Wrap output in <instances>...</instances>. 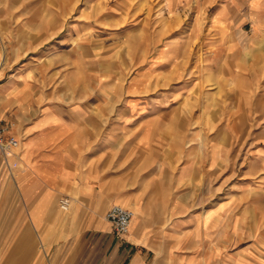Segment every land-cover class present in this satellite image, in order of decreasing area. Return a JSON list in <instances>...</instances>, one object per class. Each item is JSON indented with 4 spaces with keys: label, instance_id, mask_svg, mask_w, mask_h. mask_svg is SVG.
<instances>
[{
    "label": "rangeland",
    "instance_id": "rangeland-1",
    "mask_svg": "<svg viewBox=\"0 0 264 264\" xmlns=\"http://www.w3.org/2000/svg\"><path fill=\"white\" fill-rule=\"evenodd\" d=\"M3 1L0 64L6 78L25 70L32 111L57 107L97 137L160 134L97 146L94 169L122 171L137 202L175 191L200 209L245 192L264 207V0Z\"/></svg>",
    "mask_w": 264,
    "mask_h": 264
},
{
    "label": "crops",
    "instance_id": "crops-1",
    "mask_svg": "<svg viewBox=\"0 0 264 264\" xmlns=\"http://www.w3.org/2000/svg\"><path fill=\"white\" fill-rule=\"evenodd\" d=\"M5 71L0 64V125L6 121L5 133L22 136L26 152L0 150V264H264V207L252 197L237 192L231 206L192 209L183 192L155 198L149 191L137 202L134 182H114L122 171L94 169L101 150L93 149L121 139L151 143L159 139L156 128H141L131 138L110 131L97 137V128L73 125L57 107L32 111L26 104L38 98L19 93L25 70L7 78ZM63 194H70L71 210L57 205ZM115 198L135 200L122 235L104 218Z\"/></svg>",
    "mask_w": 264,
    "mask_h": 264
},
{
    "label": "built area",
    "instance_id": "built-area-1",
    "mask_svg": "<svg viewBox=\"0 0 264 264\" xmlns=\"http://www.w3.org/2000/svg\"><path fill=\"white\" fill-rule=\"evenodd\" d=\"M4 133L5 128L0 125V150L2 152L9 151L19 144L17 136H6ZM59 206L64 210L67 209L69 199L67 197H61L59 199ZM132 215V209L118 202H112L104 212V218L111 223L114 231L119 235L128 232Z\"/></svg>",
    "mask_w": 264,
    "mask_h": 264
},
{
    "label": "bare ground",
    "instance_id": "bare-ground-1",
    "mask_svg": "<svg viewBox=\"0 0 264 264\" xmlns=\"http://www.w3.org/2000/svg\"><path fill=\"white\" fill-rule=\"evenodd\" d=\"M18 146H19V144H18L17 146L13 147V149H15V148H16V147H18ZM70 205H71V202H69V206H68V207H67V209H65V210H64V209H62L60 206H59V207L61 208V210H64V211H66V210H68V209L70 208Z\"/></svg>",
    "mask_w": 264,
    "mask_h": 264
}]
</instances>
